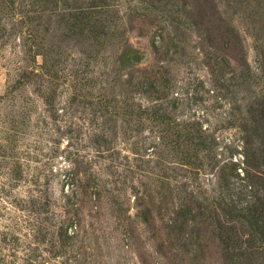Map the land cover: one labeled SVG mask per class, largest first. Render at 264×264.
I'll list each match as a JSON object with an SVG mask.
<instances>
[{
  "label": "rangeland",
  "instance_id": "374dc122",
  "mask_svg": "<svg viewBox=\"0 0 264 264\" xmlns=\"http://www.w3.org/2000/svg\"><path fill=\"white\" fill-rule=\"evenodd\" d=\"M0 264H264V0H0Z\"/></svg>",
  "mask_w": 264,
  "mask_h": 264
}]
</instances>
